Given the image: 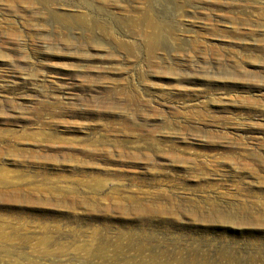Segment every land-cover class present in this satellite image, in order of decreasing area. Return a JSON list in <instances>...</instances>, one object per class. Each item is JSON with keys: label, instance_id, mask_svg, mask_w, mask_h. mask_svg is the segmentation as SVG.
<instances>
[{"label": "rangeland", "instance_id": "obj_1", "mask_svg": "<svg viewBox=\"0 0 264 264\" xmlns=\"http://www.w3.org/2000/svg\"><path fill=\"white\" fill-rule=\"evenodd\" d=\"M0 264H264V0H0Z\"/></svg>", "mask_w": 264, "mask_h": 264}]
</instances>
